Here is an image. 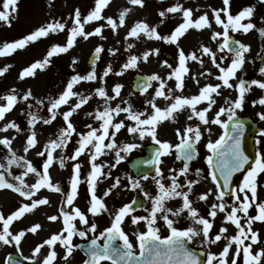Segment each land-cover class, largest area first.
<instances>
[{
	"label": "rangeland",
	"instance_id": "374dc122",
	"mask_svg": "<svg viewBox=\"0 0 264 264\" xmlns=\"http://www.w3.org/2000/svg\"><path fill=\"white\" fill-rule=\"evenodd\" d=\"M2 3L3 0H0V6H2ZM176 4H181L185 9H192V19L194 21L201 15L207 13L212 25L211 28L204 29L190 28L179 38V48H182L186 54L196 53L204 61L203 65L199 61H193L191 59L186 61V66L189 71L183 77L184 89L182 92L176 88L177 81L175 76L172 75L174 70L179 68V48L177 45L166 43L163 40L150 39L144 33H140L138 38L128 35L130 30L138 22H143L150 27L156 28V31L162 36L170 35L176 27L184 23L183 14L182 12L167 13L165 17H161L159 13ZM95 5L96 0H19L18 12L13 15L11 26L0 22V47L5 43H12L22 39L46 24L54 22L66 24V28L63 31L50 33L47 37L29 43L25 48L18 49L11 55L0 56V69L7 68V71L3 75H0V105L6 103L3 97L13 94V89L15 90L14 94L20 98L12 110L5 114L4 119L0 120V129L4 128L7 123L15 122L19 125L20 131L17 132L16 129L0 131V139L4 137L9 138L11 140V149L15 152L16 156L25 157L38 169L42 167L47 153L45 156H39L37 153L44 151L45 146L50 141L56 140L60 130L66 126L63 117L59 114L52 123H43L44 119L51 117V113L49 112L50 101L57 99L63 93L73 76H86L92 72L93 67L88 65V59L97 47H102L103 49L100 52L101 60L97 67H94L97 79L94 81H81L73 88L74 92H78L84 96H91V99L70 117L72 123L75 125L76 133L88 132L90 129L87 125H91L92 128H100L102 121L96 120L94 115H88L90 112L95 113L96 110H104L105 101L96 93L98 87H105L108 95L114 96L113 88L115 85H123L120 95L109 102L110 107L115 108L117 105L121 108L127 107V104L124 103L127 101L131 104L134 111L151 114L153 109L147 103L149 100L155 99V103L161 109H165L174 100L155 97V92L159 89L160 81H152L151 88L145 93H134L132 91V81L136 74L146 75L148 77L153 74L158 75L165 82L166 87L164 92L166 94H168L169 89H172V97H191L198 95L199 90L205 85L222 84V81L217 79V76L221 75V73L211 63L209 57L202 54L201 46L209 47L216 54L217 62L222 63V66L225 68L230 65L233 59V55L226 49L220 51L223 38H212L215 32L224 31V28L213 19V9H222L225 7L223 0H144L143 6L133 5L129 0H110L108 6L103 9L102 15L104 17H112L119 24V15L125 9H128L129 11H127L123 26H119L113 30L107 24L106 19L87 23L85 25L86 32H91L97 27H102V36L93 35L88 39L78 36L74 46L67 52L53 55L51 62L47 66L36 68L34 69V75L21 78V73L26 68L30 67L33 63L44 60L47 52L53 45L58 44L63 46L67 43L69 29L73 26L72 17H74L76 9L80 10L83 18L95 8ZM248 7L254 9L253 15L250 20L245 19L241 23L251 22L256 27L247 33H244L242 29L240 31H229L230 37L250 46V51L245 54L243 67L236 73V79L230 80V83L233 85H238L239 80L264 81V74L260 72V69L264 68V37L259 32V29L264 28V0H230L229 11L235 16ZM221 18L227 22V17L223 12L221 13ZM129 45H132V47L129 48ZM110 49L114 50V52H110ZM153 49H159V55L153 54L149 56L146 62L141 59L136 67L124 68V65L129 62L130 57H142L146 51ZM221 57L224 58L222 62ZM165 61L172 65V67L169 68L165 65ZM109 65L112 71L107 77H104L103 73ZM208 71L211 72V75L206 74ZM120 72L123 74H116ZM201 73L205 74L202 75ZM170 75H172L171 79H169ZM196 81H199V83H196ZM29 91H31L32 96L28 100H23L22 97ZM219 92L220 95L212 94L216 103L213 105L211 111L207 113L210 119L215 117L216 112L220 108H226L228 106L225 103L226 100L234 101L238 98V90L236 87H221ZM261 98H264V89L256 85H251L250 91L245 94L243 107L236 110V119L247 115L255 117V122L259 124V133L255 138V148L257 152L264 154V135H262L264 133V119H261V116L264 115V105L258 103ZM37 101H43V103L39 104ZM77 102L78 97L73 96L67 104L62 105L57 110L58 113L69 110ZM207 103L205 101L198 104L197 109L200 110L207 107ZM190 112V108H185L175 114V121L165 119L159 123L157 127V138L170 143L173 147L170 149V154L164 155L160 160L161 163H159L158 167L161 169L164 177L161 182L166 187L171 184L173 175L179 178L181 185H185L188 179L199 181L194 186L190 199L193 202V207L198 209L200 215L207 217L210 211V205L217 201L215 200L216 185L211 180L210 166L207 162V157L212 153L206 145L209 141L215 142L220 136L224 135L225 129L217 124H202L198 118L189 120L188 116ZM30 113L40 118L34 128L30 124ZM220 119L228 122V113L225 112ZM121 120L124 121L125 127L116 134L117 143L121 145L134 143L138 147L127 153H121L124 159L118 164H116L115 153L110 151L105 155H101L96 161L97 164L116 165L115 167H104V172H111V176H100L95 186L96 195L104 200L108 211L98 216H92L88 213V208L90 207L88 178L91 165L87 151L78 160L65 159L64 167H60V158L72 156L74 150L79 146V136L73 134L66 148H57L53 151L55 159L49 168L51 182L59 185L61 191L53 192L42 188L35 193L33 199L46 197L50 203L39 205L31 212H25L20 219L13 222L10 230L14 233L22 230L26 232V235L22 238L19 249L14 244L4 245L0 242V264H5L6 258L12 253L21 255L23 259L30 257L31 259L25 260L27 264H42L43 259L53 250L57 254L53 264H83L86 258L78 247L74 248L71 256L65 260L66 249L59 241L54 246L44 244V241L50 239L52 235L59 234L64 230L63 217L60 216L61 207H65L69 212L72 211L73 207H78L88 215L90 224L96 223L98 225L95 233H93L88 231L85 225L80 223L78 219L75 220L76 227L82 231H87V236L82 238L79 235H74L72 239L73 245H79L80 243L93 239H96L102 244L104 238L100 234L111 225L116 212L122 206L132 204V201L136 200H140L142 206L125 217L122 228L133 244L135 253L138 254L139 243L137 241V234L146 232L147 225L145 221L133 224L132 216L149 215L153 206L152 198L161 194L157 184V180L160 177L155 172L153 175L146 176L147 179H144V177L136 178L133 176L129 164L133 159L142 157L146 147L156 143L150 136H145L144 139H140L138 135L129 133L127 127L132 126L135 122L128 120L126 113L121 112L119 116L114 117V122ZM197 125L200 126L202 133V139L196 144L198 153L197 161L191 166L187 176L180 175V169L183 168V164L177 158L178 149L176 146L181 144V137L177 134V129L182 134L186 127H195ZM208 129H211V132ZM32 131L36 132L38 143L35 147L25 152L24 149L27 147V139ZM9 158V149L3 144H0V164L7 166V160ZM76 163H80L81 165L78 177L74 173V165ZM25 170L23 167L13 165L11 167V175L6 176V178L12 183H18L13 177L21 175ZM117 177L121 181L120 186L113 188L112 193L105 196L104 193L112 187ZM243 177H240L236 182V189L241 184ZM38 179L33 173H29L24 177L25 183L28 185L36 183ZM74 179L78 180V195L74 198L73 205L68 206L64 204V201L72 193V181ZM133 181H138L140 187H133ZM257 182L258 185H264V173H261L257 177ZM183 190L187 191V188L184 187ZM209 190H212L213 195L209 196L208 201L200 200L199 197ZM145 193L148 195H145ZM257 195L258 202H264V187H258ZM224 200L229 205L234 202L231 197H225ZM24 203H31V201L19 196L18 193L11 189H0V211L5 216L18 210ZM165 206L175 210L182 206V199H168L165 201ZM256 214V208L253 205L249 209V215L254 216ZM52 215L60 216V219L56 221L49 220L48 217ZM238 215L242 214L238 213ZM224 216L225 213L218 212L210 235L218 232L221 226L228 229V232L224 234L225 236L237 234V229L233 224L224 222ZM170 218L175 221V226L179 229H186L190 226L200 227L194 224L187 211H184L180 216H170ZM241 223L244 224L245 221L241 220ZM36 224L40 225L37 231L35 233L29 231ZM156 226L160 229L159 234L162 238L170 234L169 229L162 219L157 220ZM252 227L254 231L259 232L262 241V243L253 245L252 251L255 253L261 247H264V222H254ZM0 229H2V225H0ZM63 234L64 236L67 235L66 232ZM203 240L204 238L202 236H197L190 243L193 247L205 252L206 260L209 253L218 255L228 243L223 238L215 244L205 243ZM248 243H251V241L246 240L245 244ZM41 244H44V247L41 248L39 254L33 256L34 249ZM232 247L234 250L236 245L233 244ZM231 255L232 251L230 250L229 259H231ZM102 264H110V262L105 261ZM237 264H243V252H241ZM262 264H264V260H262Z\"/></svg>",
	"mask_w": 264,
	"mask_h": 264
},
{
	"label": "snow or ice",
	"instance_id": "6c2138e0",
	"mask_svg": "<svg viewBox=\"0 0 264 264\" xmlns=\"http://www.w3.org/2000/svg\"><path fill=\"white\" fill-rule=\"evenodd\" d=\"M133 5L143 6L144 0H129ZM110 0H96V5L93 10H91L87 16L82 18L79 9L74 12L73 26L69 29V37L67 43L63 46L53 45L47 52V56L42 61L33 63L30 67L26 68L21 73V78L34 75V69L43 68L51 62V57L56 54L65 53L75 44L76 38L83 37L88 39L93 35L102 36V27H97L94 31L86 32L85 25L87 23L106 19L107 24L111 26L113 30L117 29L119 26H123L125 23V16L128 9H125L119 15V24L112 17H104L102 11L108 6ZM19 0H3L2 6H0V22H4L11 26V20L13 15L18 12ZM225 5L222 9H213V19L217 24H220L223 28V32H215L213 39L223 38V43L220 46V51L227 49L233 54V59L230 65L225 68L222 63L217 62L216 54L206 46H201V52L207 55L211 63L219 70L221 75L217 76V79L222 81V84L217 85H205L199 90L198 95L191 97L177 96L172 97V89L168 90V94L164 92L166 87L165 82L161 80L158 75H151L147 77L148 84H140L139 87L143 91H147V88L151 86V81H160L159 89L155 92V97H162L165 100L173 99L174 102L167 106L165 109H161L156 103L155 99L149 100L147 103L153 109L151 114L136 112L133 110L130 103L125 101L127 107L121 108L119 105L112 108L109 102L120 95L121 88L123 85L117 84L113 88L114 96H109L105 87L101 86L96 89L98 96L105 101V107L103 111L96 110L95 113H88L89 116H95L96 120L102 121L100 128H92L91 125H87L90 129L86 133H76L75 125L72 123L70 117L85 105L91 96H84L78 92H74V86L81 81H94L97 79L95 74V68L93 67L92 72L86 76L75 75L72 77L71 81L67 84L66 89L63 93L54 100L50 101L49 112L51 117L49 119H44L43 123L50 124L56 119L57 115H61L65 121V127L60 130L58 138L52 140L48 145L45 146L44 151L38 152L37 155L45 156L46 159L42 164V167L38 169L32 164L30 160L25 157L16 156L15 152L11 149V140L7 137L0 139V144H3L9 149L10 158L7 160V166L5 164H0V189H11L12 191L19 194V196L26 198L31 201V203H24L15 212L5 216L2 211H0V242L4 245L14 244L18 249L21 245L22 238L26 235L25 231L13 232L10 230V226L14 221L20 219L25 212H31L39 205L49 204L50 201L44 198L33 199L35 193L42 188H46L53 192H60L61 189L59 185L53 184L51 182V176L49 173V168L54 162L53 151L57 148H66L67 144L70 142V138L73 134L79 136V146L74 150V153L70 157H61L59 160L60 167H64L65 159L78 160V158L87 151L89 153V162L91 165V171L89 173V193H90V207L88 208V213L92 216L101 215L108 211V207L101 197L96 195V183L100 176L110 177L111 172H104V167H115V164L104 165L97 164L96 161L101 155H105L107 152H114L116 164H118L124 157L121 153H127L132 149L138 147L137 144H118L116 141V134L120 132L122 128L125 127L124 121L114 122V117L119 116L121 112L127 114V119L134 121L132 126L127 127V131L133 135H138L140 139H144L145 136H150L152 140L159 145V149L156 151V158L152 163H161L160 157L162 155L170 154V149L173 147L170 143L161 141L157 138V127L160 122L165 119H172L175 121L178 112L184 110L185 108H190L191 112L188 116L189 120L193 118H198L202 124H217L221 125L226 131L224 135L220 136L215 142L209 141L206 145L208 150L212 153L207 157V162L213 171H211V180L216 185L215 200L210 205V211L208 216H201L198 209L193 207V202L190 199L192 190L196 184L199 183L197 180L188 179L185 185L179 183V178L175 175L171 178V184L165 186L161 180H163V173L159 167H157V176L160 179L157 180L158 187L160 189V195L152 198V208L148 216H132V223L138 224L140 221H145L147 225L146 232H140L137 234V241L139 243V254L137 255L134 251V246L130 242L128 235L122 228V224L127 215L135 211L133 205L137 202L132 201V204H126L122 206L114 215L113 221L109 227H107L100 235L104 238L105 243L99 245L96 239L91 241L87 249V255L89 259L84 261V264H102L104 261H110V264H201L199 256L191 251L187 243L191 242L195 237L202 236L204 238L203 242L209 244H215L219 242L222 238L226 239L228 243L223 247V250L217 255L215 253H209L207 256L206 264H237L241 252H243V264H262L264 260V247H261L257 252H253V245L262 243L260 239V234L258 231L253 230L254 222H264V202H258V187H264V185H258L257 177L264 173V154L257 153L255 157L254 165H251L247 174L244 175L241 184L237 189L232 188V177L235 173L242 172L245 170V166L249 165V157L245 154L242 147V133L244 125L242 123H233L231 134L227 131L229 123L224 122L220 117L227 112L228 122H232L236 119V110L243 107L245 94L250 91L251 85H256L261 89H264V81L252 80L245 81L239 80L238 85H233L230 83L231 79H236V73L243 67L245 63V54L250 51V46L242 43L239 40H231L229 36V31H240L243 30L244 33L254 29L255 24L248 22L242 24L241 21L250 18L253 15L254 9L251 7L245 8L238 15L233 16L229 11L230 0H223ZM182 12L184 17V23L180 24L175 30L168 36H162L156 31V28L150 27L148 24L143 22H138L129 32L130 37H139L140 33L146 34L150 39L154 38L157 40H163L169 44H176L179 48V38L182 37L185 32L190 28L204 29L211 28V22L208 18L207 13L201 15L195 21L192 19V9H185L181 4H176L173 7L167 8L165 11H161L159 15L165 17L167 13ZM224 13L227 17V22L221 18V13ZM66 28L65 23L54 22L49 23L44 26L39 27L29 35L22 39L14 41L12 43H5L0 47V56L11 55L18 49L25 48L29 43L35 42L40 38L47 37L50 33H56L57 31H63ZM260 35L264 37V28L259 29ZM132 45H129L131 48ZM103 51L102 47H97L95 50L96 58H99V53ZM110 52L114 50L110 49ZM159 55V49H153L146 51L142 57L132 56L129 62L124 65V68L136 67L139 61H147L151 55ZM179 68L175 69L173 74L177 81L176 88L181 92L184 89V79L183 77L188 73L189 69L186 66V61L191 59L193 61H199L203 65L204 61L196 53L186 54L182 48H179ZM221 57V62L223 61ZM75 63V61H73ZM169 68L172 65L168 64L167 61L164 62ZM7 71V68L0 69V75H3ZM111 66L104 71V77H107L111 72ZM260 72L264 74V68L260 69ZM117 75H122L123 73H116ZM202 75L205 73H201ZM207 75H211L208 71ZM169 76V79L172 78ZM195 79V77H193ZM199 83V81H196ZM221 87L233 88L236 87L238 90V98L234 101L226 100L225 103L228 105L226 108L222 107L216 112L215 117L210 119L207 113L211 111L213 105L216 103L213 98V93L220 95L219 89ZM13 94L3 97L6 101L4 105H0V120H3L5 114L12 110L15 103L18 102L20 98L15 95V90H12ZM32 96L31 91L27 92L22 99L28 100ZM78 97V102L71 106L69 110L58 113V109L69 102L73 97ZM207 101V107L198 110L197 105ZM37 103L42 104L43 101H37ZM259 104L264 105V98L258 101ZM31 116L30 124L35 127V124L39 121V117L35 114L30 113ZM144 117V118H142ZM264 119V115L261 116ZM8 129H16L17 132L20 131L19 125L15 122L7 123L4 128L0 131H7ZM211 132V129H208ZM177 134L181 137V144L176 146L179 155L178 159L185 161L184 167L180 169V175L187 176L189 172V163L198 155L196 150V144L202 139V133L200 131V126L195 127L188 126L184 129L181 134L180 130L177 129ZM264 135V133H262ZM107 141V143H106ZM37 141L36 132L32 131L31 135L27 139V147L24 149L25 152L29 151L31 148L35 147ZM259 143V141H257ZM15 165L17 167H23L26 170L18 176H14L13 179L18 183L10 182L6 176L11 175V167ZM81 165L76 163L74 165V173L78 177ZM174 171V170H173ZM29 173L35 174L39 179L36 183L28 185L25 183L24 177ZM219 176L222 177L223 183L221 184ZM144 179H147L145 176ZM78 180L74 179L72 181V193L68 195L64 201V204L68 206L73 205L74 198L78 195L77 188ZM121 184L120 179L115 178V182L111 188H109L104 195L108 196L112 193L113 188L119 187ZM133 187H140L138 181H133ZM186 187L187 191L183 188ZM250 193V195H249ZM145 195H148L145 193ZM210 195H213L212 190L202 194L199 199L205 202L208 201ZM226 196H229L234 201L231 205L227 204L224 200ZM173 198H181L182 206L176 208H168L165 206V201ZM256 208V215H249V209L253 207ZM184 211H187L189 217L193 220L195 225L200 227L190 226L186 229H179L175 226V221L170 218V216H180ZM218 212L225 213L224 222H230L237 229V234L233 236H225L224 234L228 232V229L224 226L216 232L210 235L213 228L215 218ZM241 213L242 215H238ZM60 216L63 217L64 230L59 234H54L50 239L44 241V244L49 246H54L57 241L65 247L66 252L64 259L67 260L74 248L79 247V245H73L72 239L74 235H79L80 237H86L87 231H82L76 227L74 223L75 220H79L80 223L85 225L88 231L95 233L98 225L96 223H89L88 215L81 211L78 207H73L72 211L69 212L65 207H61ZM60 216L52 215L48 219L51 221H56L60 219ZM162 219L170 231L167 237H161L159 232L160 229L156 226L157 220ZM241 220L245 223L242 224ZM40 227L39 224L34 225L29 229V231L35 233ZM64 232L67 233L64 236ZM123 241V248L115 246V241ZM246 240H250L251 243L245 244ZM44 244L38 245L33 252V256L40 253ZM233 244L236 245L233 250ZM230 250L232 251L231 259H229ZM56 252L50 251L49 254L43 259L42 264H53L56 259ZM25 260L31 259L30 257H25ZM9 264H19V261L13 260L11 256L8 258Z\"/></svg>",
	"mask_w": 264,
	"mask_h": 264
},
{
	"label": "water",
	"instance_id": "95a60500",
	"mask_svg": "<svg viewBox=\"0 0 264 264\" xmlns=\"http://www.w3.org/2000/svg\"><path fill=\"white\" fill-rule=\"evenodd\" d=\"M234 40V39H231ZM99 61V58H96L95 52L93 53V55L90 57L89 59V64L90 65H96ZM147 77L145 76H136L135 80H134V90L136 92H144L139 85L140 84H148L149 82L146 79ZM149 89V87L147 88V90ZM242 123L244 125V129H243V133H242V147L243 150L245 152V154L249 157V165L245 166V170L242 172H238L235 173L234 176L232 177V188L235 190L234 184H235V179L239 176H241L242 174H244L251 165H254L255 162V151H254V146H253V137L254 135L257 133L258 130V126L257 124H253L250 120L248 119H239V120H234L232 122H229V127L227 129V131L229 132V134H231V129H232V125L233 123ZM159 149V146L156 145H151L149 147H147L146 149V154L144 157L142 158H137L134 159L131 164H130V168L133 172V174L136 177H142V176H148L151 175L155 172V168H156V164L152 163V161L155 160L156 158V151ZM194 160V159H193ZM191 163V162H190ZM189 163V164H190ZM213 171V169H211ZM218 178L220 179L221 184L223 183L222 177L219 176V173H217ZM141 206L140 202H137L135 204L136 208H139ZM91 244V241L86 243V244H81L79 246V249L82 251V253L87 257V260L89 259V256L86 254L87 253V249L89 247V245ZM115 246L123 248L122 246H119L117 244V241H115ZM188 246V244H187ZM188 248L193 251L194 253H196L197 256H199L201 264H203L204 261V254L201 251H196L191 249L189 246ZM11 258L13 260L19 261V264H25L24 261L19 258L18 256H11ZM7 264H9V260L7 262Z\"/></svg>",
	"mask_w": 264,
	"mask_h": 264
}]
</instances>
